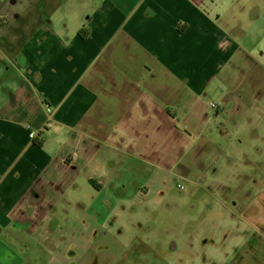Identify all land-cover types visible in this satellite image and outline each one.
I'll use <instances>...</instances> for the list:
<instances>
[{
  "label": "rangeland",
  "instance_id": "rangeland-1",
  "mask_svg": "<svg viewBox=\"0 0 264 264\" xmlns=\"http://www.w3.org/2000/svg\"><path fill=\"white\" fill-rule=\"evenodd\" d=\"M188 3L151 0L155 19L128 25L134 42L154 50L170 44V25L189 28L175 41L169 87L183 90L173 123L155 109L135 115L121 156L110 140L98 149L73 192L79 201L68 210L64 202L48 264H66L70 252L75 264H264V0H205L203 35L187 22ZM87 10L69 0L52 24L74 31ZM226 39L235 49L221 47ZM9 223L0 214V229ZM41 239L30 242L33 252Z\"/></svg>",
  "mask_w": 264,
  "mask_h": 264
},
{
  "label": "crops",
  "instance_id": "crops-1",
  "mask_svg": "<svg viewBox=\"0 0 264 264\" xmlns=\"http://www.w3.org/2000/svg\"><path fill=\"white\" fill-rule=\"evenodd\" d=\"M150 1L77 0L88 10L72 31L64 21L52 24L53 13L66 11L69 0H0V214L10 221L0 229V264H48L45 252L59 239L52 234L64 225V202L68 210L79 201L73 192L83 190L78 184L98 149L110 140L121 156L135 115L155 109L173 123L169 116L181 90L169 87L175 41L189 28L170 25L164 30L170 44L155 50L134 42L129 22L155 19ZM195 2L199 9L191 0L185 5L194 18L187 22L203 35L209 16L205 0ZM224 44L235 49L227 39ZM46 106L53 112L49 127ZM8 231L26 239L10 240ZM39 236L41 250L33 252L30 242ZM76 260L70 252L63 262Z\"/></svg>",
  "mask_w": 264,
  "mask_h": 264
},
{
  "label": "flooded vegetation",
  "instance_id": "flooded-vegetation-1",
  "mask_svg": "<svg viewBox=\"0 0 264 264\" xmlns=\"http://www.w3.org/2000/svg\"><path fill=\"white\" fill-rule=\"evenodd\" d=\"M51 122H52V120H51V121H47L45 127H49L50 124H51ZM33 136H34V135H32V137H33ZM35 137H37V136H34L33 139H34ZM116 190H117V189H116ZM14 226H15L16 228H20L18 225H14ZM199 245H200V241L198 240V241H197V246H199ZM213 245L216 246L215 243H213ZM172 250L174 251L173 253L176 252V249H175V248L172 249ZM199 259H200V256H199V253H198V251H197V252L192 256L191 260L196 261V262H199ZM73 264H75V263H73Z\"/></svg>",
  "mask_w": 264,
  "mask_h": 264
},
{
  "label": "trees",
  "instance_id": "trees-1",
  "mask_svg": "<svg viewBox=\"0 0 264 264\" xmlns=\"http://www.w3.org/2000/svg\"><path fill=\"white\" fill-rule=\"evenodd\" d=\"M80 34L82 35V37L84 39H86L88 36H89V31L88 30H85L83 29ZM33 143L35 146L39 147V148H42V143H41V140H40V137L37 136L33 139Z\"/></svg>",
  "mask_w": 264,
  "mask_h": 264
},
{
  "label": "built area",
  "instance_id": "built-area-1",
  "mask_svg": "<svg viewBox=\"0 0 264 264\" xmlns=\"http://www.w3.org/2000/svg\"><path fill=\"white\" fill-rule=\"evenodd\" d=\"M212 108H215V107L212 105ZM45 111L48 116V121H51L53 119L52 109L49 106H46Z\"/></svg>",
  "mask_w": 264,
  "mask_h": 264
},
{
  "label": "water",
  "instance_id": "water-1",
  "mask_svg": "<svg viewBox=\"0 0 264 264\" xmlns=\"http://www.w3.org/2000/svg\"><path fill=\"white\" fill-rule=\"evenodd\" d=\"M175 248V246H172V249H174Z\"/></svg>",
  "mask_w": 264,
  "mask_h": 264
}]
</instances>
